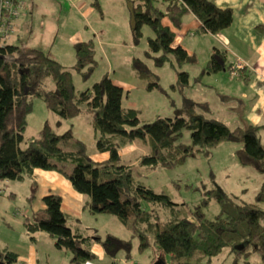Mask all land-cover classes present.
<instances>
[{
	"label": "trees",
	"instance_id": "1",
	"mask_svg": "<svg viewBox=\"0 0 264 264\" xmlns=\"http://www.w3.org/2000/svg\"><path fill=\"white\" fill-rule=\"evenodd\" d=\"M93 5L100 9L97 1ZM129 9L134 41H139L144 26H148L153 34L147 37L145 56L153 60L155 67L166 62L175 65L176 80L181 86L189 81L183 65L193 64L196 58L174 43L173 27H180L187 12L198 19L199 32L215 34L233 22L231 8L219 7L212 0H132ZM74 52L72 68L84 77L89 76L97 64L93 41H76ZM131 67L135 77L146 81L147 89L161 87L158 73L144 60L133 58ZM224 67L225 53L214 48L203 72H217ZM47 78L53 80L51 89L45 88ZM33 96L41 97L50 110L64 118L75 116L85 104L91 113L95 150L108 152V157L93 160L81 139L76 140L73 148H62L59 143L72 137L71 128L60 134L47 122L39 135L21 147ZM123 102V88L108 74L91 88L76 93L70 69L50 51L0 42V182L23 179L38 168L57 170L68 178L75 191L88 197L84 206L92 213H111L125 224L138 237L141 251L150 246L152 239L157 252L171 255L177 264H188L196 251L201 258L210 260L229 247L236 256H243L246 264H264V142L257 134L264 125L246 123L231 128L221 120L197 112L198 103L191 99H185L183 107L172 117L158 115L144 121L137 109L127 108ZM185 131L190 133L186 143L179 140ZM223 140L239 142L236 151L239 163L252 166L263 176L253 202H245L220 188L208 189L203 203L213 196L220 211L208 219L197 207L190 211L197 218L194 221L185 209V202H175L166 192L155 191L140 180L144 169L180 163L196 151L209 154ZM129 144H135L138 150L125 159L119 149ZM67 161L73 164L69 170L64 166ZM1 189L0 185V193ZM42 200L44 215L26 221L27 229H42L53 236L57 247L70 250V264H93L97 259L90 249L92 237L73 232L67 226L61 196L49 191ZM96 238L108 255H114L112 250L121 246L129 249L131 241L111 234L103 240ZM84 243L86 247L82 246ZM252 253L256 258L249 260ZM16 261L15 252L0 248V264Z\"/></svg>",
	"mask_w": 264,
	"mask_h": 264
},
{
	"label": "rangeland",
	"instance_id": "2",
	"mask_svg": "<svg viewBox=\"0 0 264 264\" xmlns=\"http://www.w3.org/2000/svg\"><path fill=\"white\" fill-rule=\"evenodd\" d=\"M25 1L27 11L25 12V9L20 15L13 34L16 38L10 39V42L54 54L70 69L76 93L91 88L94 82L108 74L116 84L123 86L124 102L133 104L144 121H151L158 115L172 117L177 109L183 107L185 99H191L198 103L196 111L203 113L205 117L221 120L231 128L246 125L244 121H238L234 114L237 106L224 98V94L238 96L239 91L244 88L243 83L236 77L237 70H230L227 64L225 71L222 69L217 72H203L211 54L208 48L210 38L187 33L192 39H183V43L192 49L196 61L183 65L184 70L188 71L189 81L186 86H181L176 80L175 65L166 62L160 67H155L153 60L145 56L147 37L153 34L148 26H144L139 41H134L129 26V6L132 0H86L88 4L92 1L100 4V9L96 8L88 18L80 14L72 4L73 0ZM112 1L121 3L117 6L116 19L107 17L105 12L106 3ZM77 31L80 32L77 37L79 40L91 39L94 44V58L97 64L86 77L72 68L75 52L70 37ZM133 58L144 60L158 73L160 88L147 89L146 81L132 74ZM172 62L175 64L174 59ZM53 87V80L47 78L45 88ZM31 101L32 107L26 116L21 147H25L32 137L39 135L47 122L60 134L71 128L72 137L59 143L62 148H73L76 140L81 139L86 144L88 154L92 153L95 132L91 124V113L85 104L80 106L78 114L64 118L50 110L41 97L33 96ZM259 122L264 124V117ZM257 134L264 142V127L260 128ZM179 140L188 142L189 131H185ZM239 147V142L223 140L213 146L209 154L196 151L193 156H188L180 163L171 166L159 164L144 169L140 180L155 191L166 192L175 202H185V209L192 220L197 221V218L190 211L194 212L197 207L203 217L212 219L219 213L220 207L213 196L203 203V199L208 196L206 190L220 188L245 202H253L255 192L263 179L252 166L239 163L236 155ZM131 153L132 151L128 155ZM72 165L70 161L64 163L67 170ZM0 185V248L9 247L17 251L22 264H70V250L57 247L54 237L45 230L30 231L25 224L26 221L32 222L42 215V198L49 190L60 194L62 209L68 217L66 224L73 232L78 231L83 236L91 235L102 240L108 234L131 240L129 249L121 246L112 250L114 255L106 257L105 262L110 263L113 260V264H154L164 259L168 264H177L171 255L157 252L152 239L150 246L143 251L139 250L138 237L132 235L129 228L115 215L92 213L84 207L88 197L75 191L68 178L60 171L38 169L32 177L9 179L1 181ZM164 219L163 215L162 220ZM197 234L195 235L198 236ZM82 246L86 247V243ZM255 258L252 253L249 260ZM104 261L97 262L102 264ZM188 264L246 263L243 256H236L229 247H224L210 260L201 258L200 252L196 251Z\"/></svg>",
	"mask_w": 264,
	"mask_h": 264
},
{
	"label": "crops",
	"instance_id": "3",
	"mask_svg": "<svg viewBox=\"0 0 264 264\" xmlns=\"http://www.w3.org/2000/svg\"><path fill=\"white\" fill-rule=\"evenodd\" d=\"M212 1L219 7L231 8L233 13V22L230 27L225 28L224 30L215 34L209 32H199L198 19L193 13L187 12L181 19L180 27L174 30V43L177 45H181L186 49L188 53L193 54L191 52L192 49L183 43V39L190 38L188 37L187 33H191L193 35L199 34L204 38H210V42L208 45L209 53H212L214 48L220 51H222V49L224 50L222 51L225 53V67L223 69L224 71L227 68V64H229L228 68L230 70L232 68H235L236 65H243V68L239 69L236 72V77L240 82L243 83L244 88L239 91V94H237L238 96H230L224 94L225 101H229L230 104L237 106L235 108L236 110L234 111V114L238 118V121L264 125L259 122L260 119L264 117V0ZM72 4L76 6L77 10L80 11V14L84 18L90 17L94 13V10H96V7L93 5V1L91 4H88L86 0H73ZM118 5H121L119 1L106 3V16L110 17L111 19H116ZM26 11L27 8L25 12ZM125 20L128 21V19ZM79 35V31L71 35L70 38L72 43H75L79 40V38H77ZM15 38L16 37L13 36L11 39ZM53 56L63 64V62L54 54ZM121 87L123 88L122 85ZM123 105L127 108L136 109L135 106L131 103H128V101L123 102ZM137 150L138 148L135 144H129L125 147L120 148L119 153L124 158L126 156H132V153H135ZM131 151L132 153L128 155V153ZM89 155L95 161H102L108 157V152H97L94 147L92 153ZM38 169H35L33 171L31 177L35 175V172ZM43 215L44 214H42V216ZM91 237L92 241L90 243V249L96 255L97 259L93 264H99L97 261H104L105 258H108L109 255L102 246L101 242L97 240L95 236ZM4 248L17 254V261L15 264H22V260L17 251L10 249L9 247ZM102 264H113V260H111L110 263L104 261Z\"/></svg>",
	"mask_w": 264,
	"mask_h": 264
},
{
	"label": "built area",
	"instance_id": "4",
	"mask_svg": "<svg viewBox=\"0 0 264 264\" xmlns=\"http://www.w3.org/2000/svg\"><path fill=\"white\" fill-rule=\"evenodd\" d=\"M27 8L25 0H0V42H7L14 36L17 20ZM243 68L236 65L235 71Z\"/></svg>",
	"mask_w": 264,
	"mask_h": 264
},
{
	"label": "water",
	"instance_id": "5",
	"mask_svg": "<svg viewBox=\"0 0 264 264\" xmlns=\"http://www.w3.org/2000/svg\"><path fill=\"white\" fill-rule=\"evenodd\" d=\"M154 264H165L161 259L155 262Z\"/></svg>",
	"mask_w": 264,
	"mask_h": 264
},
{
	"label": "flooded vegetation",
	"instance_id": "6",
	"mask_svg": "<svg viewBox=\"0 0 264 264\" xmlns=\"http://www.w3.org/2000/svg\"><path fill=\"white\" fill-rule=\"evenodd\" d=\"M165 264H168L167 262H166V260H164V259H161Z\"/></svg>",
	"mask_w": 264,
	"mask_h": 264
}]
</instances>
